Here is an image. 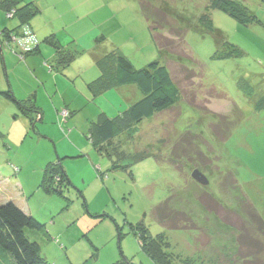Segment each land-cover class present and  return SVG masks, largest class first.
<instances>
[{
  "label": "rangeland",
  "instance_id": "1",
  "mask_svg": "<svg viewBox=\"0 0 264 264\" xmlns=\"http://www.w3.org/2000/svg\"><path fill=\"white\" fill-rule=\"evenodd\" d=\"M140 1L58 0L49 10L38 2L45 11L35 16L41 51L22 56L20 43H7L3 33L18 25L16 11L7 15L0 8V203L13 201L45 224L27 233L51 264H156L132 228L140 222L153 237H164L171 263H232L238 232L209 213L198 197L207 192L237 212V198L247 199L264 217V110L255 108L264 94V0H239L259 19L249 23L208 9L210 0H148L187 30L192 58L181 64L195 79L186 80L183 66L175 57L168 59L182 99L116 135L109 148L122 150L121 167L133 164L114 169L112 159L94 147L91 127L100 113L114 116L142 94L131 84L93 97L86 83L98 75L92 40L72 36L87 23L99 35V51L119 48L137 68L154 60L166 63ZM207 10L211 24L202 20ZM39 19L51 21L61 42L77 49L62 72L52 66L55 47L43 41L45 23ZM241 79L251 95L239 87ZM9 90L20 100L31 98L39 109L21 110L4 94ZM143 152L149 155L136 161ZM50 162L68 176L61 190L41 187ZM196 168L208 185L192 177ZM224 177L236 180L235 187L223 185ZM166 202L168 209L188 212L202 226L207 247L195 243V230L162 224L158 212L165 210L158 206Z\"/></svg>",
  "mask_w": 264,
  "mask_h": 264
},
{
  "label": "trees",
  "instance_id": "2",
  "mask_svg": "<svg viewBox=\"0 0 264 264\" xmlns=\"http://www.w3.org/2000/svg\"><path fill=\"white\" fill-rule=\"evenodd\" d=\"M140 4L143 13L150 22L149 28L152 38L161 55L164 56L166 63L154 60L144 67L137 68L119 48L108 52L99 51L102 46L98 36L94 42L92 52L98 67V75L87 82L88 90L93 97H98L111 89H118L131 84H135L142 94L136 101L130 103L127 109L114 116H109L106 112L100 113L98 120L94 121L91 127L90 139H92L94 147L99 153L112 159L114 169H128L133 163L121 167L119 163L123 155L122 150L109 148L108 144L115 139L118 133H129L144 119H151L157 113L165 112L181 101V88L175 81L167 61L176 58V62L182 65L181 63H184L186 57L192 58L191 52L187 48V30H183L175 18L163 12V10L160 11L157 6L148 0H141ZM0 8L7 15L12 10L16 11V18L18 17V25L12 28L8 27L3 32L6 35L5 40H7V43L12 40L17 41V44L19 42L24 48L20 53L21 56L24 54L23 51L28 54H37L41 51L40 43L30 24L31 19L40 12V7L34 1L0 0ZM210 8L225 10L244 23L253 22L254 19L259 20L256 14L250 12L248 7L239 0H210L208 9ZM202 20L207 24H211L208 10L202 15ZM165 29H167L166 33H169L167 36L164 34ZM25 30L35 35V41L31 40L29 42L23 39ZM43 41L55 47L54 60L56 65L52 66L58 67L61 72L67 69L72 60L77 57L78 53L75 54L76 47L66 46L55 33L45 36ZM24 43L26 44L24 45ZM227 55L229 53L225 54V56ZM182 66L183 71L189 74L186 75V80L195 79V73L188 72L187 67ZM246 84L247 82L241 79L239 87L247 95H251L252 93L249 91L250 89H247ZM4 94L13 99L18 107L25 112L33 107L37 108L36 103L31 98L20 100L15 97L11 90L4 92ZM191 95L195 100L194 94ZM26 101H29L31 105H27ZM235 107L237 108V106ZM255 108L264 110V94L257 101ZM214 125L213 130L216 131V134H219L217 129L220 128V125L218 123ZM220 137L222 139L227 138V133ZM200 153L203 154L202 151ZM115 154L117 160L113 159ZM148 155L147 152H143L140 157L136 155L135 160L139 161ZM127 156L129 155L125 153V157ZM56 176H59V179H56ZM66 180H68V176L61 165L50 162L45 167L41 187L50 190L57 186V190H61L62 184H65ZM223 180L225 183L223 185L226 187H235L236 180L227 181V177H224ZM198 199L210 211L209 213L216 214L222 222L238 232L235 259L232 263L227 262L226 264H264V217L250 201L237 198L241 207V212H237L225 207L207 192L199 195ZM158 208L165 210L164 212H158L164 226L172 229H184L185 231L195 230L197 233L194 238L195 243L200 245L201 249L208 246L210 240L202 238L203 235L208 236L207 232L188 212L168 209L167 202L162 203ZM44 228L45 224L32 214L24 212L13 201L0 203V264H51L42 255L40 243L30 239L27 233L28 229L43 230ZM132 228L139 235L143 248L156 264H175V262L171 263V255L163 250L165 245L163 236L153 237L143 222L133 225Z\"/></svg>",
  "mask_w": 264,
  "mask_h": 264
},
{
  "label": "crops",
  "instance_id": "3",
  "mask_svg": "<svg viewBox=\"0 0 264 264\" xmlns=\"http://www.w3.org/2000/svg\"><path fill=\"white\" fill-rule=\"evenodd\" d=\"M26 1H34V2H36V4L38 3V2H42L43 3V5H44V8L45 9H47V10H49L50 8H52V7H54V8H57V1L58 0H56V1H52V0H25V2ZM83 1V0H82ZM72 2V1H71ZM73 5H75V3L73 2L72 3ZM80 5V4H79ZM42 12H45L44 10H41V8H40V12L38 13V14H40V13H42ZM38 16V15H37ZM41 22H43V23H45L44 24V26H45V32H44V35L45 36H47V35H49V32H51V33H55V32H53L51 29L54 27V25H53V23H50L51 21H49L48 19H39ZM32 21V22H31ZM30 21V23H31V25H32V27H33V29L35 30L36 28H38L37 26H36V24H35V22H36V20H35V17L32 19ZM49 24H51V27L50 26H48ZM68 24H70V23H68ZM72 24H75V22L74 23H72ZM89 27H90V24L88 25L87 23H83V24H81L77 29H74L76 32L74 33V35L72 36L73 37V39H75L76 40V38H79L81 35L82 36H84V37H86V38H89V39H91L92 40V45L94 46V37H97V36H99V35H97V34H95L91 29H89ZM59 31H60V29H58ZM56 34V33H55ZM79 34H80V36H79ZM93 35V36H92ZM104 35H105V33H104ZM58 36V35H57ZM76 43V42H75ZM76 45H78L77 43H76ZM92 46V47H93ZM94 61H95V57H94ZM94 77H87V79H86V83L88 82V81H90L91 79H93ZM122 89H124L123 87H121ZM119 89V88H118ZM133 89V91L135 92V94L137 93V90L135 89V88H132ZM36 105V104H35ZM36 107L38 108V106L36 105ZM39 109V108H38Z\"/></svg>",
  "mask_w": 264,
  "mask_h": 264
},
{
  "label": "water",
  "instance_id": "4",
  "mask_svg": "<svg viewBox=\"0 0 264 264\" xmlns=\"http://www.w3.org/2000/svg\"><path fill=\"white\" fill-rule=\"evenodd\" d=\"M192 177L198 181L199 183H201L202 185H208L209 184V179L207 178V176L198 168H196L193 172H192Z\"/></svg>",
  "mask_w": 264,
  "mask_h": 264
},
{
  "label": "built area",
  "instance_id": "5",
  "mask_svg": "<svg viewBox=\"0 0 264 264\" xmlns=\"http://www.w3.org/2000/svg\"><path fill=\"white\" fill-rule=\"evenodd\" d=\"M23 39H25L26 41H31V40H33V41H35V35L32 33V32H29V31H26L25 30V35H24V37H23ZM26 43H24V45H25Z\"/></svg>",
  "mask_w": 264,
  "mask_h": 264
}]
</instances>
